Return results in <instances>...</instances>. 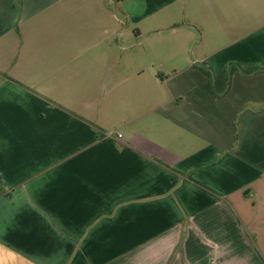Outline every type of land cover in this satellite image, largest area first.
<instances>
[{"label": "crops", "instance_id": "obj_1", "mask_svg": "<svg viewBox=\"0 0 264 264\" xmlns=\"http://www.w3.org/2000/svg\"><path fill=\"white\" fill-rule=\"evenodd\" d=\"M0 264H264V0H0Z\"/></svg>", "mask_w": 264, "mask_h": 264}, {"label": "trees", "instance_id": "obj_2", "mask_svg": "<svg viewBox=\"0 0 264 264\" xmlns=\"http://www.w3.org/2000/svg\"><path fill=\"white\" fill-rule=\"evenodd\" d=\"M237 66L235 67V65H230V67L228 68V70L225 72V74H224L225 75V80H224L223 90H225L226 87H227V85H228L227 83H228V79H229V74H231L233 72V70H235L234 68H237ZM254 71H255V69H250L248 71H245L244 74H250V73H253ZM196 184L199 185V186H201L198 183H196ZM203 188H205L209 192H212L210 189H208L206 187H203Z\"/></svg>", "mask_w": 264, "mask_h": 264}, {"label": "rangeland", "instance_id": "obj_3", "mask_svg": "<svg viewBox=\"0 0 264 264\" xmlns=\"http://www.w3.org/2000/svg\"><path fill=\"white\" fill-rule=\"evenodd\" d=\"M138 41H140V40H138ZM122 44L123 45H125L126 44V39H124V41L122 42ZM148 46V43H146L145 45H144V47L143 48H140V49H136L135 51H141V49L143 50V49H146V47ZM207 84H208V86L210 87V85H211V81L208 79V81H207ZM233 96V92H232V95H231V97ZM247 96H249V95H247Z\"/></svg>", "mask_w": 264, "mask_h": 264}, {"label": "built area", "instance_id": "obj_4", "mask_svg": "<svg viewBox=\"0 0 264 264\" xmlns=\"http://www.w3.org/2000/svg\"><path fill=\"white\" fill-rule=\"evenodd\" d=\"M118 137H121L120 135H118Z\"/></svg>", "mask_w": 264, "mask_h": 264}]
</instances>
